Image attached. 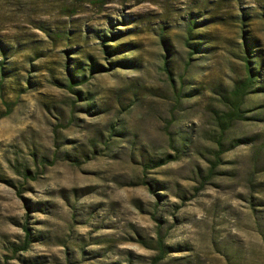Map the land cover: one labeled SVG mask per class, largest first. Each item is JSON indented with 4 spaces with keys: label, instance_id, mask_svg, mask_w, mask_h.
Returning a JSON list of instances; mask_svg holds the SVG:
<instances>
[{
    "label": "rangeland",
    "instance_id": "rangeland-1",
    "mask_svg": "<svg viewBox=\"0 0 264 264\" xmlns=\"http://www.w3.org/2000/svg\"><path fill=\"white\" fill-rule=\"evenodd\" d=\"M244 38L261 89L219 154ZM160 237L159 264H264V0H0V264H153Z\"/></svg>",
    "mask_w": 264,
    "mask_h": 264
},
{
    "label": "trees",
    "instance_id": "trees-1",
    "mask_svg": "<svg viewBox=\"0 0 264 264\" xmlns=\"http://www.w3.org/2000/svg\"><path fill=\"white\" fill-rule=\"evenodd\" d=\"M195 24L196 21L191 20L190 22V27H189V31H188V37H187V45L189 47H191V49L193 50L192 53H205V49L200 48V44L199 42L197 43H191L190 41L194 40V30H195ZM110 37H103L101 38V45H102V49H103V53L104 55L107 56V60H109L110 57L113 56L114 53H122L124 52L128 47H130L129 45H123V46H116V47H112L110 45V42L112 40H115L116 36L110 33ZM165 48H166V44H164ZM243 48H244V53H245V57H244V62H245V69H246V78L243 81H240L239 83H236V85L234 86V88L229 92V96L228 97H224V101L226 103H228V110L222 114L217 115V117L215 118L216 121V126L219 128V134L217 137V144L219 146V154L224 153V140L226 137V133L229 132L232 128V126L237 122V121H242L245 120L244 118V111H243V104L245 102V98L250 94V91L255 90L253 92H257L258 90H260L261 88L256 87L258 84V78L259 73L257 72L256 68L253 67V62L251 60V58L254 56V58H257L255 56L257 55H253V51H252V46H250V43L248 41L247 38H244V43H243ZM71 64L68 62L66 65V72H67V84H63L58 82V84L63 87L66 88L69 92H71L73 95H76V99L80 100L83 98V94L81 91H79L77 88L84 86L85 84L88 83V78L86 77V75L83 76H79L78 73H84L86 70V66L84 63L82 64H76L75 68L73 69V67L70 66ZM110 70H112L114 67H116L117 65L121 68H129V67H134V65H132V63L128 62L126 59H121L118 61H114L113 63H110ZM96 63H92L91 65H88L87 68H89V72L91 73V75L93 76L94 73L98 72L97 69H102L103 71L101 72H107L108 69H104V67L99 66V68ZM164 70L168 73H170L169 70V65H168V61L165 59V65H164ZM86 98V97H85ZM87 101H91V96L88 95ZM11 107V105H8ZM11 112V108L9 109V111H7L3 116L6 117L10 114ZM171 136V135H170ZM186 140L185 138L182 139V143L180 142V140H177V143H175L174 138L170 137V143L174 146V150L175 151H179V149L181 147L178 146V144H182L181 146H186ZM179 142V143H178ZM237 143L242 142L241 140H236ZM176 146V147H175ZM220 155H218V162H220L219 159ZM66 160L72 162V163H77L78 160L75 157H69L68 155L66 156ZM171 160H175V159H171ZM170 157H168L165 160H162L158 163H156L155 165L151 166V165H147L145 167V169H154L163 165L168 164L170 161ZM43 162V166L46 167L47 164L48 166H52L54 165V161H50L47 158H44L42 160ZM216 161V162H217ZM218 164V163H217ZM23 176L25 179H30L33 181L37 180V176L32 173L30 171V169H26L24 170ZM148 186H150L151 190L153 191V187L150 183H146ZM24 229L26 231V237H25V241L24 243L19 246L16 247L14 249V253L18 254V253H23V252H27L28 249L30 248L31 245V239H32V234L30 232V230L28 229L27 225L24 226ZM158 249L160 251V254L158 257H156L153 260V264H159L162 260L165 259L166 257V249H165V245L163 242V239L160 237L158 240Z\"/></svg>",
    "mask_w": 264,
    "mask_h": 264
}]
</instances>
